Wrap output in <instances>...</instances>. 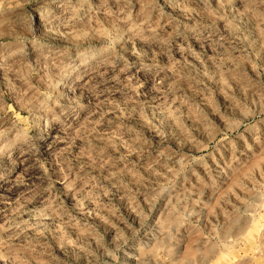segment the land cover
Wrapping results in <instances>:
<instances>
[{
	"label": "clouds",
	"instance_id": "9594fccd",
	"mask_svg": "<svg viewBox=\"0 0 264 264\" xmlns=\"http://www.w3.org/2000/svg\"><path fill=\"white\" fill-rule=\"evenodd\" d=\"M0 264H264V0H0Z\"/></svg>",
	"mask_w": 264,
	"mask_h": 264
}]
</instances>
